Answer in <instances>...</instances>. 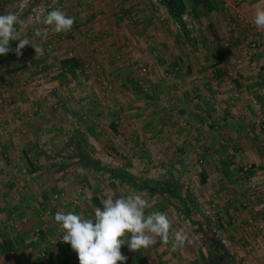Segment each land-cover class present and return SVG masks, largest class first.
<instances>
[{
	"label": "rangeland",
	"instance_id": "374dc122",
	"mask_svg": "<svg viewBox=\"0 0 264 264\" xmlns=\"http://www.w3.org/2000/svg\"><path fill=\"white\" fill-rule=\"evenodd\" d=\"M91 1H87V5ZM219 1L216 0L218 3ZM122 2V0H115L114 4L117 9H120L121 15L125 16L129 11L122 9ZM160 2L158 0H146L144 5L141 4L143 7L140 12L144 9L155 10L158 14L163 11L168 12L164 2L162 0ZM234 3L232 2L234 6H230L234 15L240 11L243 16L242 19H244L245 13L243 14L242 8H240L242 6L241 0ZM79 5L78 10L81 12L79 17H81L84 13V6L82 7L83 4ZM192 6L195 5L192 3ZM40 7H43V4ZM64 11H66V7ZM195 11H199L200 14L203 9L199 7V10L196 9ZM195 11L188 7V13L186 12L185 15L201 27L202 22L197 18L198 14ZM140 12L133 10L131 13L129 12L130 16L127 15V17L134 23L140 19L138 18ZM102 17H106L108 22L99 21V23L108 25L110 22L109 15H102ZM135 17H137L136 20ZM246 17L245 14V19ZM41 21L42 18L29 16L24 22L26 23L25 26L24 24L18 25V28H30L31 35L35 36V39L37 38L36 42L33 41L32 43H38V45L39 43L42 45V42L40 37L35 35V29L40 28ZM87 26L89 28H86V35L83 36H81L79 28H77L78 30L75 29L77 26H74L76 31L74 35L67 31L69 35L74 37L73 45L77 46L82 43L81 40L86 42V45H91L88 56L79 60L81 66L77 69L76 75L61 65H54V69H51L52 72L50 73V66L44 65L43 70H39L42 64H37V66L32 64L30 69L26 67L29 70L27 72H31L32 75L29 74L28 78L21 75L22 80L10 82L11 86L13 85L12 89L9 88L10 91L13 93L15 88L16 95L20 96L18 100H23L26 105H22L23 103L20 106L15 104L13 99L15 95H12L11 99L6 97L0 101L2 108L10 105L15 108V111H18L16 116L7 121L9 128L12 126L19 129L16 131L24 133L26 132V128L23 127L24 122L32 118L34 111L39 108L43 109V106L59 108L60 110L66 106L65 103H68L78 106L79 113L78 116L75 114V118L80 128H83L85 122L91 121L98 126L97 131L101 135L106 132L105 135L111 139L112 137L128 138L135 132L138 141L132 143L111 142L110 147L113 149L110 151L109 160H106L107 153L103 152L105 146L102 144L93 145V147L87 146V148L93 149L92 155L87 153V159L83 157L82 163H80L81 165L85 164L87 169L83 172L80 170L82 167L79 164L73 167L74 172L70 178L64 176L58 178V180L71 179L70 183L64 185L77 188L80 194L79 198L82 197L81 195L84 196L79 201H74V206H85L86 217L94 218V209L98 207L94 197L97 196L103 200L108 196L115 199L120 196L126 197L129 193L142 194L151 205L146 210V214L153 211L166 213L173 222V229L179 230L184 227L191 241L172 252L171 240L165 244L159 237H155L156 242L149 248H144L150 264H264V165L256 166L250 162L242 167L240 165L237 167L238 170L233 172L231 166L236 164L235 153L240 149L237 142L228 138L225 130L215 123L210 114L205 113L206 110L200 111L201 118L195 117V122L199 125H197L198 128L205 126L209 132L215 131L219 138H215L216 142L213 140L212 143L196 141L191 134L192 132H189V130L192 131V128L189 129L191 120L189 121L188 116L183 111L184 108H181L185 101L194 110H202V107L207 108L206 105L212 102L220 105L225 103L227 98L225 94H230L228 102L233 104L235 101L231 96L233 92H226L225 86H230L228 79L231 81V85L234 84L238 64H243L246 62L245 60L252 59L249 53L251 49L250 43L248 44L249 41L241 46V43L232 42L229 38L219 36L217 37L219 39L218 45L208 44L212 47L208 48L205 47V43L211 39V36H209V32H206L207 28H187L188 31L186 30L183 35L179 36L181 38L178 39V44L173 46L174 52L172 53V50L169 49L166 53L168 55H162V50L152 44L151 36L153 33L148 35L145 31H141V28H134L135 31H132L135 39L127 37V42L125 40L117 48L115 38H112V34L107 33L109 28H90L88 22ZM249 26H253L250 20ZM225 29L234 33L237 28ZM157 31L162 33L161 35L163 33L165 36L172 35L171 31L169 33L164 32V30ZM187 32L195 34V42L189 40L190 37ZM88 33L90 35H87ZM258 33L260 32L258 31L257 35ZM99 39L106 40L104 43H100ZM113 46H116V49ZM197 49L198 51H196ZM227 50L229 53L222 58L220 52ZM195 51L199 52V55L196 54V58L205 57L208 59V56H211L209 58L211 61H207V65L204 66L211 77L206 85L195 88V91L193 89L195 86L188 84V87L190 85L189 89H193L195 93L192 92L189 98L184 99L181 97L184 89L179 86L184 78L187 79L189 70L192 69L181 63L185 59L183 55L184 57L192 56V52ZM110 53L114 55L111 62L117 63V69H119L116 84L114 81H110L102 60V56ZM255 54H257V58H264L261 49H258ZM119 55L120 57H118ZM176 58L181 60V63L174 62ZM221 62L227 66L225 67L227 75L225 77L227 78H224L225 74H220V69L224 68L219 65ZM112 63L111 66H113ZM142 65L149 68L148 72H140ZM176 66H179L178 70H176ZM23 67L20 66L19 69H23ZM24 71L25 69L22 72ZM33 71L36 73L33 74ZM98 72H103L105 78L98 77ZM122 87L124 88L122 89ZM41 88L49 90L50 100L45 102L42 97H37L31 99L28 105L29 101L27 103L26 101L29 98L24 99V96L21 95L22 92H27V89L38 91ZM85 90L94 92L95 95L91 101L90 99L86 101L82 95L78 97ZM121 90H125V92L122 91L121 93ZM198 96L202 97L199 102L195 101ZM153 103L161 109L163 115L165 114L173 121L171 122L172 128L159 130L147 124V117L150 113L147 109H150ZM100 105L102 107H99ZM227 105L224 104L218 109V115L230 119L232 116L227 112L229 108ZM140 107L143 108V113H138L139 111L135 110ZM119 108L122 110L127 108L126 111L128 112L118 111ZM165 109H168L169 112ZM171 111L173 114L170 113ZM145 115L147 116L144 117ZM259 115L261 120H264L263 114ZM111 122H116V125L122 124L120 130L117 129L116 131L112 128ZM6 128L0 126L2 135L6 133ZM66 129L67 131L62 132L59 136L71 137L72 132L74 133V127H67ZM258 129L260 135L255 136L256 142L261 148H264V128L259 125ZM251 131V128L244 130L245 135L243 133L242 136L249 139ZM12 152L14 150L9 151L4 146V149L0 151V158L6 161L10 159ZM56 152L58 153V150ZM68 152L71 151L68 150ZM189 152L192 155H188ZM14 166L16 165H12L10 168H14ZM219 169L224 172V176L220 180H217L218 178L203 179L202 173L206 170ZM1 173L4 175L6 172ZM168 174H174V177H166ZM15 178L6 173L2 180L9 186H14L17 184ZM49 179L50 184H53L56 178L53 176L52 180L49 176ZM59 185L57 183L53 188H60ZM60 191L64 196L63 187ZM57 193L55 192V194ZM91 203L95 205V208L92 207ZM72 212H77V210ZM54 216L55 214L53 220ZM52 232L54 233L55 230ZM121 252L128 258L124 264H138L133 261L134 256L131 251L121 249Z\"/></svg>",
	"mask_w": 264,
	"mask_h": 264
},
{
	"label": "crops",
	"instance_id": "0c3cea01",
	"mask_svg": "<svg viewBox=\"0 0 264 264\" xmlns=\"http://www.w3.org/2000/svg\"><path fill=\"white\" fill-rule=\"evenodd\" d=\"M48 1L49 0H0V14L14 12L20 17L25 26L26 23L24 22L29 14H32L36 9L42 8L40 6L48 3ZM67 1L68 4H66L65 13L72 16L75 21L72 28L77 26L75 29L78 30L77 28H79L81 36L86 35V28H89L87 22H91L93 28H109L107 33L110 35L112 34V38H115L117 48L120 44L125 42L127 37H132V39L136 38L134 34H132V31H135L134 28H141L142 30H140L145 31L148 35L153 33L151 36L152 44L158 46L159 49L162 50V55H168L166 53L169 49H171L173 53V46L175 44L177 45L178 39L181 38L179 36L183 35V33L186 30L188 31L189 28H207L206 32H209V36H211V39H208V42L205 43V47L208 48H212L210 45H218L217 43L219 39L217 37L219 36H224L226 39L229 38L232 42L235 41L236 43H241V46L252 39L264 36V30H258L253 23L255 8L257 6H264V0H241L242 6L240 8H242L243 14L245 13L247 15L246 19L245 14L244 19L238 18L237 15H234L233 9L230 8V6L235 4L234 2L237 0H220L219 3L216 2L215 8L212 11H202L200 14L199 11H195L196 9L199 10V7L192 6V3L190 2L188 3V7L189 9L192 8L193 11L198 14L197 18L202 22L201 27L200 25L198 26L193 19L189 20L186 17L185 14L187 10L183 13L181 19L175 18L169 11H163L161 14H158L155 10L144 9L140 12V9L144 5L143 3H145L146 0H122L121 7L124 11H129L131 13V11L137 10L140 12L138 17L140 19L136 20L137 17H135L136 21H134V23L128 18L130 16L129 12H127L125 16L121 15L119 12L120 9L115 7V0H92L89 5H87V1L90 2V0ZM79 4H83L82 7L84 6V13L81 17H79L81 15V12L78 10L80 6ZM190 6L192 7L190 8ZM102 15H109L110 22L108 25L99 23ZM43 16L39 19L43 18ZM248 19L252 23V27L249 26ZM18 25L21 26L22 24L16 25L21 38L27 37L31 42H36L37 38L35 39V36L31 35V30L29 31L30 28H18ZM233 26L237 28L234 33L225 29ZM157 30H164V32L166 31L167 33L171 31L172 35L165 36L164 33L161 35L162 33ZM258 31L260 33L257 35ZM68 33H58L61 36V39L57 43V48L59 49L58 52L52 54L54 63H51V60L46 62V54L36 57L35 50L31 45L25 46V48L21 50L22 55L17 56L14 50L19 43V40L11 41L10 48L13 49V51H10L9 53L12 52L15 54L17 59H9L0 62V94H5V96L8 98L10 97V99L12 95H15V97L13 96L15 104H19L20 106L21 103H23V100H18L20 96L16 95L15 88L13 89L14 94L10 91L9 88L13 86H11L10 82L22 80L20 77L21 75L22 77L28 78L31 72L28 73L27 71L29 70L27 68L30 69L32 64L36 66L37 64H42L39 70H43V64L50 66L51 70L54 69V65H61V60L64 58L75 57L79 60L85 59L90 52L91 45H86V42L84 43L82 40V43H79L77 46L73 45L74 37ZM87 35L90 34L88 33ZM105 40L106 39H99V42L104 43ZM32 44L38 45V43ZM39 46L42 47L40 43ZM113 47L115 48L116 46ZM196 51H198V49ZM196 51L192 52V56L184 57L183 55V58L185 59L182 63L181 60H178L177 58L174 61L180 62L187 67L189 66L192 69L189 70L187 79L184 78V81H181L179 86L181 89H184L181 96L184 99L189 98L191 93L195 91V88H201L206 85V82L211 77L204 67L207 65V61H211L209 59L211 56H208V59L205 57L196 58V54L199 55V52ZM112 53L102 56V60L104 68L107 69L110 81H114L116 84V76H118L117 71H119V69H117V63L111 62L114 59V53ZM256 56L257 54H255L251 60H245L246 62L243 64H238L236 67L237 77L234 80V84H232L234 86L231 85V81L228 79V84L230 86H225V90L228 93L233 92L231 95L233 99H235L233 104H229L228 102L230 100V94H225L227 96L225 103H221L220 105H216L213 102L208 103V105H206L207 108L202 107V110L192 109L186 101L181 105V108H184L183 111L188 116L189 121L191 120V123H189V129L192 128V131L189 130V132H192L191 134L196 141L200 143L203 141L212 143L213 140L216 142V139L219 138L215 131L209 132L207 130L208 128L205 126L198 128L199 125L195 122V117L201 118L200 111L206 110L205 113L210 114L215 123L219 124L220 128L225 130L228 138L237 142V146L240 147V149L235 153V160H237V162L234 165H236V167H234V165L231 166L233 167V172H236L238 170L237 167L240 165L242 167L250 162L254 163L256 166L264 165V148L259 146L255 138L257 134L260 135L258 127L260 125L259 122L261 121V116L259 114L262 113L264 118V58H257ZM111 63L113 66H111ZM211 64L212 63H210V65ZM219 65L222 66V68L224 67L223 69H220V74H225L224 78H227L225 77L227 76L225 73V67L227 66L222 62ZM20 66H24L23 69H19ZM24 69L25 71L22 72ZM51 72L52 70L50 73ZM35 73L36 72L33 71V74ZM188 84H193L195 86L193 88L194 91L193 89H189L190 85L188 87ZM123 88L124 87H122V89ZM26 91L27 92L25 93L22 92L21 95L24 96V99H30L26 101V103L29 101L27 103L28 105L30 104L31 99L37 97H42L45 102L50 100L49 90L46 88H41L38 91L27 89ZM122 91L125 92V90H121L120 92L122 93ZM81 95L83 96L82 98L85 97L86 101L89 99L91 101L95 94L91 90H85L81 92L78 97H81ZM227 102L229 105L227 112L232 116L230 119L218 115V109L223 107L224 104L227 105ZM22 105L26 104L23 103ZM65 105L66 106H63L60 110L59 108L55 109L43 106V109L39 108L34 111L32 118L27 122H24L23 127L26 128V132L24 133L16 131L17 128L12 126L9 128V124L7 123L11 117L18 114V111H15V108L10 105L5 108L0 106V126L7 127L6 133L2 135L3 143L5 149L9 151L14 150V152L10 153V159L4 161L0 158V161H3V166H0V243L5 240H10L14 246V249L12 250L0 249V260L2 261V264H79V259L74 258L71 252L61 253L47 248V254L42 255V250L44 249L43 244L46 241L47 236L53 234L52 230H54L50 226L45 227L44 218L46 208L51 209L54 214H56L58 210L67 213L69 211H75L76 209V214L82 215L84 218H91V216L86 217L85 206H74L73 202L79 201V199H82L84 196L81 195L82 197L79 198L80 194L77 188H73V186L70 185H64L65 183H70L71 179L68 180L63 178L58 180V178L61 176L70 178V176L73 175V167L82 163V158L85 157L87 159V153L91 154L93 151L92 148L89 149L87 146L93 147V145L102 144L105 146L103 147V152L107 153L106 160H109L110 151L113 149L110 147L111 142L132 143L133 141L139 140L135 135V132H133L128 138H108L109 136L105 135L106 132H103L101 135L97 131L98 126L91 121L85 122L83 128H80V125L75 118V114L78 116L79 113L78 106L68 103H65ZM99 107H102V105ZM126 109L127 108H124L122 110L119 108L118 111L122 110L123 113H127L128 111H126ZM135 110L139 111L138 113L144 112L141 107L139 109L136 108ZM147 110L150 111L147 117V124L149 126L159 130L162 128L164 130L172 128L171 122L173 121H171L165 114L163 115V112L157 107V105L153 103L151 104L150 109ZM165 110L169 112L168 109ZM170 113L173 114L172 111ZM146 116L147 115L144 117ZM140 118H142V116H140ZM115 123L111 122L110 126L116 131L117 129L120 130L122 124L116 125ZM67 127H74V133L72 132V136H59L62 132L65 133L67 131ZM250 128L252 129L250 133L251 137L246 139L242 134L244 133V130H249ZM68 132H70V130H68ZM57 150L58 153L56 152ZM68 150L71 152H68ZM27 155L31 157H27ZM188 155L192 154L189 152ZM12 165L16 166L10 168ZM80 167H82L80 170L83 172L87 169L85 164H80ZM221 171V169L214 171L206 170L202 173V177L204 180H211L213 178H218L217 180H220V178L224 176V172L222 171L221 175ZM1 172H6L9 176L16 177L17 184L9 186L4 180H2V177H5L6 173L3 175ZM49 176H51L52 180L53 176L56 178L53 184H50ZM171 176L173 178L174 174H168L166 177ZM57 183L60 184V188H53ZM61 185L65 190V195L56 198L55 192L61 194ZM68 194L70 198L68 197ZM91 205L95 208L93 203H91ZM53 222L54 225L56 224L58 226V223L55 221ZM36 245L38 247H35Z\"/></svg>",
	"mask_w": 264,
	"mask_h": 264
},
{
	"label": "clouds",
	"instance_id": "9594fccd",
	"mask_svg": "<svg viewBox=\"0 0 264 264\" xmlns=\"http://www.w3.org/2000/svg\"><path fill=\"white\" fill-rule=\"evenodd\" d=\"M41 22L46 27L37 28L35 35L46 40L48 26L55 33L67 32L75 21L63 10L54 8L43 16ZM253 23L258 30H264V6L255 8ZM17 24H23V21L16 13L0 14V55L13 51L10 42L19 40L14 50L17 56H21V50L28 45L34 48L36 57L42 56L43 48L32 44L27 37L21 38ZM0 166H3V161H0ZM101 204L102 208L94 209V218L59 210L54 216V221L64 230L61 240L71 245L78 255L79 264H124L128 258L122 254V246L127 245L130 251L146 249L156 242L155 237L165 244L171 240L172 252L191 242L184 227L173 229V222L166 213L153 211L146 214L151 205L140 193H129L115 199L108 196L101 200Z\"/></svg>",
	"mask_w": 264,
	"mask_h": 264
},
{
	"label": "built area",
	"instance_id": "2783aa9c",
	"mask_svg": "<svg viewBox=\"0 0 264 264\" xmlns=\"http://www.w3.org/2000/svg\"><path fill=\"white\" fill-rule=\"evenodd\" d=\"M159 2L161 0H158ZM161 3V2H160ZM66 0H49L48 3L44 4L42 8H39L38 10H35L32 14H29V16L33 17H38L40 18L43 15H46L47 12L53 10L54 8H59L61 10L64 11V8L66 7ZM65 12V11H64ZM237 17L242 19V13L240 11L237 12ZM28 16V17H29ZM102 23H107V18L106 17H101L100 18ZM90 28H93V24L90 22L89 23ZM46 26L44 24H41L40 28L43 29ZM49 27V35L47 37L46 40H42L40 37V41L42 42V48L44 50V55L46 54L47 59L46 62H49V60H51V63H54L53 61V56L52 54L58 52V48H57V43L58 41H60L61 36L58 33H55L51 30V27ZM235 29V26L230 27ZM36 30V29H35ZM75 29H71L70 30V34L74 35ZM191 37H195L194 33L190 34ZM77 40V37H76ZM250 43V44H249ZM249 46L251 45V49L249 51L250 53V57L253 58V56L255 55L256 52H258V49H261V52L263 53L262 55L264 56V37L263 38H255L252 39L248 42ZM255 50V53H254ZM260 52V51H259ZM120 57V55L118 56ZM44 63V60H43ZM49 64V63H47ZM44 66V64H43ZM67 69V68H65ZM179 69V66H176V70ZM149 68L145 65L141 66L140 72L142 73H146L148 72ZM78 71V70H77ZM81 71V70H80ZM98 77L100 78H105V76H103V72H98L97 74ZM7 96H5V94H0V101H2L3 99H5ZM201 96H198V98H195V101L201 100ZM260 127L264 128V120H261L259 122ZM4 149V143H3V137H2V132H0V151ZM63 196V194H55V197H59V196ZM53 220V212L51 211V209L47 208L45 210V218H44V224L45 227L50 226L51 228H53L55 230V232L53 234H50L49 236H47L46 241L43 244V250H42V255H46L48 252L47 248H50L52 250H55L56 252H64V253H69L71 252V254L73 255L74 258H78L77 253L71 248V245L69 243H64L61 238L64 234V230L62 229V227L58 224V226L55 224L54 225V220ZM58 228V229H57Z\"/></svg>",
	"mask_w": 264,
	"mask_h": 264
},
{
	"label": "trees",
	"instance_id": "16d2710c",
	"mask_svg": "<svg viewBox=\"0 0 264 264\" xmlns=\"http://www.w3.org/2000/svg\"><path fill=\"white\" fill-rule=\"evenodd\" d=\"M165 4V6L168 8L171 15H173L177 19H181L182 15L186 10L188 9V3H193L195 6L201 7L204 12H210L215 8L216 0H162ZM187 35L190 37V33L187 32ZM190 40L193 41V37H190ZM229 53V50L220 52V55L222 58L226 56V54ZM16 60L17 57L15 54L8 53L6 55H0V62L6 61V60ZM80 62L79 59L75 57H68L61 60V67L70 69L72 74H76L77 69L80 68ZM94 201L97 203L98 207L102 208L101 204V198L94 197ZM128 237H126L127 239ZM0 249H7L12 250L14 249L13 244L10 240H5L2 243H0ZM121 249L129 250L127 245H124L121 247ZM135 262L138 264H150L149 257L144 252V248H141L138 251H131ZM0 259H1V253H0ZM0 264H2V261L0 260Z\"/></svg>",
	"mask_w": 264,
	"mask_h": 264
}]
</instances>
